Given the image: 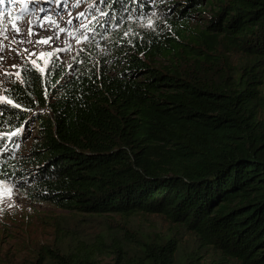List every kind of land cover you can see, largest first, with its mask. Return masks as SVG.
<instances>
[{
    "label": "trees",
    "instance_id": "1",
    "mask_svg": "<svg viewBox=\"0 0 264 264\" xmlns=\"http://www.w3.org/2000/svg\"><path fill=\"white\" fill-rule=\"evenodd\" d=\"M96 1L109 36L94 41L111 55L25 66L4 91L19 107L0 106V179L73 214L29 264H199L208 250L217 264H264V0ZM157 7L166 28L123 17ZM207 10L215 34L184 43ZM28 117L36 132L14 153ZM152 217L170 234L145 231Z\"/></svg>",
    "mask_w": 264,
    "mask_h": 264
},
{
    "label": "rangeland",
    "instance_id": "2",
    "mask_svg": "<svg viewBox=\"0 0 264 264\" xmlns=\"http://www.w3.org/2000/svg\"><path fill=\"white\" fill-rule=\"evenodd\" d=\"M181 7L182 4L186 3V0H174ZM75 3V0H68L67 6L60 2V0H13L9 3L5 0L4 6L0 9V12H6L5 23H7V16L10 14L13 22H16V17L20 16L23 18L21 22L22 31H26L28 28L27 21H31V26L37 35L32 37L19 36L17 40L31 39L39 40L42 37L54 36L55 29L51 28H41L39 17L50 16L56 19L60 27L67 28L69 30L79 29L77 35L87 34L89 36V41L77 44L75 40L71 39L65 33H60L58 40H53L50 45L46 44H30V43H10L8 44L10 49H17L22 54H17V52L5 50L3 55L5 59L0 62L2 63V68L0 71L7 70L8 72L15 73L17 71L21 72L22 68L25 66H34L31 61L35 59L37 64L41 67L44 66L45 60L48 61V66L51 60H58L59 63L64 64L67 68L76 66V63H80L83 59L82 57H88L86 53H90L93 57H98L103 54V57L111 55V49H104V44H97L94 40L105 41L106 36H109L107 31L103 32V24L107 23L108 18L104 15L103 8H98L96 0H81L79 7H72L71 5ZM59 4V7H58ZM166 5V4H162ZM151 7H155L152 5ZM43 10V11H41ZM165 15L164 7L153 8L152 13L149 17L140 18V16L135 17L132 11L127 13L123 12V17L128 18L137 26V30H157L158 27L152 29L153 27L161 22L159 27L166 28L164 25L167 21L158 18L160 12ZM79 12H84L85 16L75 19ZM71 13V15H69ZM122 14V13H121ZM216 16V10H207L205 14H199L192 17L188 23L187 30H183L185 36L182 37V41L186 44L192 43L191 39L202 38L204 34H215V31L210 30L212 26L211 17ZM95 17V19H93ZM135 19V20H134ZM72 20V23H68ZM88 24V29L80 28L81 24ZM122 23V19L114 20V23L110 25L111 30L117 31L118 26ZM97 24H100L97 25ZM3 25H0L2 27ZM11 35V34H10ZM67 42V44L65 43ZM68 44L72 45L71 51H56L59 48H66ZM23 49H28V52H23ZM84 49V51H80ZM226 49V48H224ZM29 53H34L35 55H29ZM44 54V58L40 59V54ZM53 53L51 57L47 54ZM89 58V57H88ZM232 61L238 63L242 61V56L238 54L231 55ZM90 59V58H89ZM170 60L167 64H170ZM156 63L161 66V64L167 65L162 60H156ZM17 64L21 67L19 69L11 67ZM20 81L15 75L4 76L0 75V100L5 97V89L10 86L11 83ZM7 100V99H6ZM7 103L0 102V106ZM1 113V111H0ZM30 117L25 119V126L21 132L24 133L20 145V150L14 151L17 153H25L23 151L24 141L32 137L33 133L36 132L37 125L30 123ZM25 129V130H24ZM24 130V131H23ZM14 133V132H13ZM5 131L0 130V140H2L5 135ZM13 139H11L12 142ZM14 144V140H13ZM9 143L4 144L3 149H9ZM17 148V147H16ZM9 151V150H8ZM7 151V152H8ZM25 180H19L16 176L12 177L10 180L0 179V264H29L31 261L35 260L37 251L41 246L50 245L51 240L55 236V230L57 224L60 222L64 224L65 218H71L72 213L65 210L57 208L50 203L40 202L38 199L33 197L31 187H27ZM81 223V222H80ZM61 224V225H62ZM82 224V223H81ZM145 231L156 230L161 233L170 234V224L166 222L161 217H152L150 223L142 226ZM184 252L186 255L192 251L193 241L190 234H181L177 236L180 238ZM199 264H217L218 256L212 250H208L203 254H200ZM105 264L112 263L113 260L110 258L103 259ZM192 264H195L194 260Z\"/></svg>",
    "mask_w": 264,
    "mask_h": 264
},
{
    "label": "snow or ice",
    "instance_id": "3",
    "mask_svg": "<svg viewBox=\"0 0 264 264\" xmlns=\"http://www.w3.org/2000/svg\"><path fill=\"white\" fill-rule=\"evenodd\" d=\"M9 3H12L13 0H8ZM30 3L31 0H28ZM61 3H63L65 6H67L68 0H60ZM5 3V0H0V5H3ZM81 3V0H75V3L72 4V7H79ZM59 7V4H58ZM43 11V10H41ZM6 12H0V25H3L0 27V62H2L5 59V56L3 53L5 52L6 49L17 52V54H22L20 53L17 49H10L8 44H5V41H9L10 43H30V44H46L50 45L53 40H58L60 33H65L67 36H69L71 39L75 40L77 44L88 42L89 41V36L87 34H81L77 35L79 32V29L76 30H69L64 27H60L58 21L56 19H53L50 16H45V17H39L38 19L40 20V27L41 28H51L55 29V35L54 36H48V37H42L39 40H31V39H24V40H17V37L19 36H26V37H32L34 35H37V33L34 31L33 27L31 26L32 22L27 21L28 23V28L26 31H22L21 29V22H23V18L20 16L16 17V22H13L11 19L10 14L7 16V23H5V18H6ZM71 15V13H69ZM85 13L84 12H79L75 19H79L80 17H84ZM95 19V17H93ZM68 23H72V20H69ZM80 28L87 30L88 29V24H81ZM11 34V35H10ZM67 44V42H65ZM72 50V45L68 44L66 48H59L56 49V51H71ZM28 49H23V52H28ZM80 51H84V49H80ZM29 55H35L34 53H29ZM49 57L53 55V53H48L47 54ZM40 59L44 58V54L41 53L39 56ZM31 64L34 66L36 71H38L41 75H43L46 71H49L50 69L48 68V61L45 60L44 66L41 67L39 64H37V61L33 59L31 61ZM2 63H0V68H2ZM11 67L19 69L21 66L14 64ZM0 75L4 76H11L15 75L17 79L20 77V72L17 71L15 73L8 72L7 70L0 71ZM7 102L9 104H12L15 107H19L18 104H14L13 101L11 100H6V98L0 100V102ZM15 133H13L14 135Z\"/></svg>",
    "mask_w": 264,
    "mask_h": 264
}]
</instances>
